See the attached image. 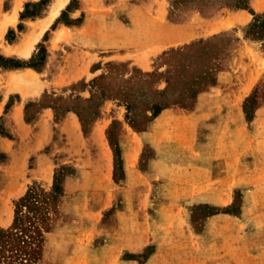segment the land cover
<instances>
[{"label": "rangeland", "instance_id": "374dc122", "mask_svg": "<svg viewBox=\"0 0 264 264\" xmlns=\"http://www.w3.org/2000/svg\"><path fill=\"white\" fill-rule=\"evenodd\" d=\"M57 1L0 0V56L35 65L0 61V190L7 189L0 231L13 227L16 203L30 189L44 196L55 179L62 186L44 212L23 208L32 222H25L21 249L38 250L35 261L0 244V264H216L233 230L228 221L208 218L224 213L239 217L234 232L241 246L264 242V214L245 198L247 184L264 185V29H249L264 12L167 48L145 70L123 55H150L163 38L161 22H189L196 13L219 17L230 8L225 3L237 0H68L41 33ZM221 80L235 89L250 83L243 122L238 114L222 115L220 122L235 120L238 130L209 140L210 130L201 127L197 142L239 147L230 169L238 187L231 199L162 201L153 187L152 136L140 133L152 135L160 108L194 109L197 97ZM213 164L217 176L224 164Z\"/></svg>", "mask_w": 264, "mask_h": 264}, {"label": "crops", "instance_id": "0c3cea01", "mask_svg": "<svg viewBox=\"0 0 264 264\" xmlns=\"http://www.w3.org/2000/svg\"><path fill=\"white\" fill-rule=\"evenodd\" d=\"M252 12L256 14L264 12V0H250L249 9L222 8L219 13L226 14L219 17H205L196 13L189 22L180 24L161 22L163 38L156 44V48L150 51V55L147 52L146 55L139 57L133 55L131 57L129 54L123 57L136 59L142 69L147 70L149 67L152 69L154 58L167 48L209 37L229 26L248 24L252 20ZM171 31L174 32L173 36L170 35ZM226 82L221 80L211 91L200 94L194 109L179 106L165 108L152 119V135L151 131L140 133V138L144 140L152 136V148L155 153L152 163L153 187L162 201H185V199L209 201L233 197V190L238 187L240 179L236 174H231L230 169L234 166L232 163L237 161L241 150L230 141L223 145L211 144L210 141L197 142L201 127L210 130L209 140L211 137L226 133L234 134L232 132L238 130L235 120L230 121L228 125L220 122L222 115L230 118L231 115L238 114L239 122H243L242 102L250 91V83H244L235 89L232 84ZM218 115L220 118L217 119ZM17 123L19 124V120ZM1 141L5 145L8 144L5 139ZM245 151H248V148ZM215 162L224 164L223 170L217 176L214 175ZM218 166L222 167V165ZM254 181L252 178L251 183ZM246 188V200L252 198L254 212L263 215L264 185L250 187L247 184ZM6 191L7 189L0 190V196ZM246 204L248 206V202ZM256 218L259 217L254 219ZM211 220L228 221L233 230L231 242L225 241L221 244V253L219 252L214 261L216 264H264V242L256 240L249 248L240 245V235L234 232L239 225V217L224 213L208 218V222ZM207 226L209 228V225ZM225 228L227 230L230 226Z\"/></svg>", "mask_w": 264, "mask_h": 264}, {"label": "trees", "instance_id": "16d2710c", "mask_svg": "<svg viewBox=\"0 0 264 264\" xmlns=\"http://www.w3.org/2000/svg\"><path fill=\"white\" fill-rule=\"evenodd\" d=\"M205 0H189V2H198V3H203ZM76 0L72 1V4L75 3ZM225 5L227 7L233 8V9H246L249 7V1L248 0H237V3L235 4H231V3H225ZM29 7L30 5H27V11L29 13ZM26 14H24L23 16H25ZM37 14H33V16H36ZM261 16H257L256 17V21L255 24L251 25L249 27L250 31L251 30H258V28H263L264 29V18ZM250 36V35H248ZM43 59V58H42ZM0 61L4 62V63H8V62H12V67L14 68H21V67H34L35 65H33V63H21L19 61H9L8 59H5L4 57L0 56ZM215 85V84H214ZM164 108H160L158 111H156V113L154 114V117H156L157 115H159ZM248 118H250L248 116ZM44 196H40L39 194L35 193L34 190L30 189V191L26 194V196H24L23 198H21L17 203H16V217H15V222L13 227L8 230V231H0V244H3L5 246H10L11 247H16L15 250L17 251L16 253L18 254V258H20V254H22L23 252H27L21 248H23V246L21 245V241L22 242H26L23 238V236H21L22 234H24L27 231V227L25 226V222L27 219H29L30 222L31 218L28 217L27 215H23V208L27 207L28 212H33L35 214H39L41 211L44 212V210L49 209V204L51 202H55L58 197L62 194V186H61V180L60 179H55V186L54 189L51 193L46 194L44 193ZM43 197V198H42ZM42 215V214H41ZM43 218H46L43 215ZM48 219H44L43 224H45V222ZM48 223V222H47ZM47 226V224H46ZM48 227V226H47ZM47 227L43 226L44 229H48ZM35 233L37 234L36 237H34V239L37 241L35 244L37 246H39V244L42 242V229L39 227V225H35ZM20 247V248H19ZM21 251V253L18 251ZM23 253V254H24ZM28 256H29V260L31 261H35V259L37 258V253L38 250L36 249H32L30 252H27ZM26 254V253H25ZM36 256V257H35Z\"/></svg>", "mask_w": 264, "mask_h": 264}, {"label": "bare ground", "instance_id": "6f19581e", "mask_svg": "<svg viewBox=\"0 0 264 264\" xmlns=\"http://www.w3.org/2000/svg\"><path fill=\"white\" fill-rule=\"evenodd\" d=\"M67 2H68V0H58L57 1V3L52 8L49 20L46 23H44V25L41 27V33L48 27V25H50V23L54 20V18L57 17V15H59V13L65 7ZM31 48H32V45H31ZM30 50L31 49L29 48V51ZM27 52H28V50H27Z\"/></svg>", "mask_w": 264, "mask_h": 264}]
</instances>
